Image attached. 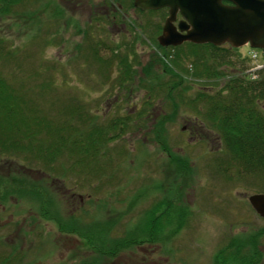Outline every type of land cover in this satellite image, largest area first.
Segmentation results:
<instances>
[{"label":"rangeland","instance_id":"obj_1","mask_svg":"<svg viewBox=\"0 0 264 264\" xmlns=\"http://www.w3.org/2000/svg\"><path fill=\"white\" fill-rule=\"evenodd\" d=\"M147 13L126 0H29L12 13H0V39L4 51L12 53H0V75L28 92L25 96L38 94L48 123L71 116L67 135L84 131L82 116L90 112L103 126L115 118L127 120L95 166H77V157L67 152L52 168L33 155L26 161L20 152L0 155V187L3 178L9 185L17 178L26 180L22 188L29 191L7 198L0 194L5 199L0 200V264H216L220 250L235 248L232 240L256 242L264 264V219L248 201L264 194V177L229 164L215 129L191 107L200 86L190 79L192 59L184 51L181 62L173 64L176 54L160 49L158 37L168 14ZM248 51V46L237 49L231 61L238 67V54L245 57ZM122 60L132 69L125 83L119 81ZM257 63L262 66L264 58ZM167 64H173L177 79L164 72ZM234 70L230 66L226 73ZM52 81L57 89L44 101L42 86ZM171 81L182 84L177 90L159 87ZM225 82L207 86L219 90ZM260 106L264 112V101ZM67 107L72 114L64 112ZM36 187L56 196L59 210H49V216L68 222L74 215L79 231L93 224L91 245L99 250L86 244L79 231L61 233L42 218L48 209L42 212V200L30 193ZM163 201V209L169 202L176 211L189 212L176 235L171 230L179 229L180 217L170 227L164 216L156 239L146 236L114 258L99 252H111L128 231L132 239H141L145 233L137 230L151 224L155 215L150 211ZM243 248L241 253L248 252Z\"/></svg>","mask_w":264,"mask_h":264},{"label":"trees","instance_id":"obj_2","mask_svg":"<svg viewBox=\"0 0 264 264\" xmlns=\"http://www.w3.org/2000/svg\"><path fill=\"white\" fill-rule=\"evenodd\" d=\"M29 1V0H27ZM26 0H0V13L9 14L14 12V9L27 2ZM130 1L133 4L132 0ZM45 6V5H44ZM48 6V5H47ZM141 13V11H140ZM147 13V12H144ZM158 13L167 15L168 10L162 9L159 11H148L147 14ZM116 17L121 15V11L117 8L115 10ZM32 14H28L30 16ZM27 17V16H26ZM166 19V18H165ZM85 35H87L85 33ZM4 41L0 39V53L5 56H11V52L4 51ZM160 46V45H159ZM97 47L94 45L92 47L93 54L97 56ZM160 49L164 51H170L175 55V61L181 62L183 52L185 51L186 58L192 59L191 65L192 69L195 71L190 73L192 82H198L200 84L199 91L196 93L195 98L190 102L193 104L191 107L198 110V115L207 123L215 129L218 139L223 145L225 152L231 161L229 164L232 166L234 164L238 169L242 170L246 175L253 176H263L264 177V112L261 109L260 104L264 101V67L262 70L254 73L256 78L253 80L254 74L249 72L251 68V61L248 57H242L238 54V67L231 60L235 57L234 53L237 49L231 48L228 45L216 47L213 45H194L192 43H185L182 46L173 48H163ZM98 60H101L98 58ZM106 66L109 65L108 61ZM250 62V63H249ZM248 63V64H247ZM120 66L123 76L120 75L119 81L122 82L127 80V75H129L132 70L128 66L126 60H122ZM165 64V63H164ZM169 64L164 65V72L172 76L173 79H177L178 75L175 73V68ZM232 66L235 69V73H226V69ZM237 67V68H236ZM121 68V67H120ZM126 76V77H125ZM126 79V80H125ZM226 80L224 87L219 90L213 87L209 88L207 85H217L221 80ZM46 83L42 87V100H47L51 93H54L57 89L56 84ZM179 81L168 82L164 87L159 86L163 90L168 86L173 89H179L181 86ZM166 86V87H165ZM21 88V87H19ZM33 90L31 93H33ZM166 94L169 95V91ZM179 92V91H178ZM28 93L17 89L12 83H10L6 78L0 75V155L5 156L6 153L16 154L20 152L23 159L26 161L30 158L26 155H33L37 159H46V166L52 168L53 162L57 158L61 159V153L67 152L70 157H77L79 160V165L83 164H101V159L103 154L107 153L106 144L108 141L112 142L118 139L123 133V125L125 124L126 118L119 117L109 121L108 125H101L97 123L98 115L83 114L82 120L85 124L84 131L71 130L68 131L67 135L64 134V130L67 128V122L71 121V116L66 120L59 121L55 125L50 122L44 111V107L37 100L34 94L31 96H25ZM46 93V95H45ZM48 93V94H47ZM27 95V94H26ZM181 95V94H179ZM171 96V94L169 95ZM152 98V97H151ZM51 99V98H50ZM34 100V102L32 101ZM41 100V101H42ZM64 112L71 113L72 111L67 107ZM195 111V110H194ZM197 113V112H196ZM68 122V123H69ZM121 127L116 133V130ZM33 128H36L34 133ZM42 132V133H41ZM40 134L39 136L37 135ZM74 134L73 137H71ZM162 145V144H161ZM63 167V164L60 163ZM219 167V166H218ZM55 170V169H53ZM58 171V170H56ZM78 171V169L76 170ZM219 171L226 174V170H222L219 167ZM60 172V171H59ZM63 174L66 172L62 171ZM240 172V173H243ZM49 175V174H48ZM10 185L7 180L3 178V182L0 187L1 196L6 198L10 195H22L29 194L27 188H22V186L27 185L26 180H18L17 178L9 179ZM7 183V184H6ZM19 184H21L19 186ZM30 188V193H36V197L42 200L41 209L46 213H43L42 218L47 221L56 224L58 230L61 233H75L79 231L78 226H80L79 221L70 217L68 222L61 216L58 217L56 214L49 216V210L58 211V205L55 202V194L49 191V188L36 187V189ZM56 189V188H55ZM1 201H5L4 198H0ZM0 201V202H1ZM5 203V202H4ZM168 206L164 208L166 202L163 201L157 204L150 211L151 214L155 215L152 219L151 224L145 226L144 229H138L137 232L145 233L144 236L140 235L137 238L130 236V231L127 232V238L116 243V245L111 249V252H103L100 249V253L108 255L110 258L116 257L118 254L123 253L127 248L133 247L137 244H142L141 240L146 236L148 238L156 239L160 235L159 225L161 220L166 218V222L170 227V222L177 220L180 217L179 229L173 228L171 230V235H176L179 230L184 227V223L188 220V213L185 211H176L168 202ZM162 208V209H161ZM159 212V213H158ZM158 213V215H156ZM47 215V216H46ZM86 231H79L83 236V240L92 249L99 250L94 244L95 239V226L93 224L84 227ZM170 235V236H171ZM231 246L232 251L220 250L218 252V257H215L216 264H226L227 261L230 264H262V259L257 256L256 242L250 246L248 242L243 240V243L233 242ZM230 246V245H229ZM244 247V248H243ZM248 248V252H240V249ZM259 258V259H258Z\"/></svg>","mask_w":264,"mask_h":264},{"label":"water","instance_id":"obj_3","mask_svg":"<svg viewBox=\"0 0 264 264\" xmlns=\"http://www.w3.org/2000/svg\"><path fill=\"white\" fill-rule=\"evenodd\" d=\"M142 12L168 9L160 46L229 45L264 49V0H132ZM178 17L181 20L177 23ZM254 211L264 219V194L248 198Z\"/></svg>","mask_w":264,"mask_h":264},{"label":"built area","instance_id":"obj_4","mask_svg":"<svg viewBox=\"0 0 264 264\" xmlns=\"http://www.w3.org/2000/svg\"><path fill=\"white\" fill-rule=\"evenodd\" d=\"M250 56H251V59L252 60H254V61H257V60H259V58H260V55L257 53V52H252L251 54H250ZM258 62V61H257ZM256 62V63H257ZM260 68H262V66L261 65H259L258 63L256 64V66L252 69L253 70V72L254 71H257V70H259ZM253 78H255V76L253 77Z\"/></svg>","mask_w":264,"mask_h":264}]
</instances>
